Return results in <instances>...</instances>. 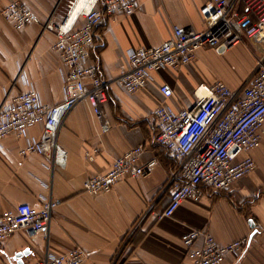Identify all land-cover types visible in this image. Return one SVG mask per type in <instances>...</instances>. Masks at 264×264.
<instances>
[{
  "label": "crops",
  "instance_id": "1",
  "mask_svg": "<svg viewBox=\"0 0 264 264\" xmlns=\"http://www.w3.org/2000/svg\"><path fill=\"white\" fill-rule=\"evenodd\" d=\"M42 21L64 17L69 0H21ZM206 0H139L129 14L103 20L89 63L104 77H116L130 66L128 52L156 46L171 38L174 25L204 29L200 8ZM0 0V104L6 94L37 89L41 100L55 105L64 98L68 68L54 48L56 34L42 23L22 29L7 22ZM83 21V18L79 23ZM264 63V28L221 54L212 47L198 49L196 58L179 68L152 72L147 86L130 93L117 83L109 90L107 111L112 127L101 130L88 102H79L65 117L58 142L68 155L55 159L40 153L21 155L28 141L38 139L43 124L31 125L25 136L7 134L0 141V213L20 203L57 202L49 232L21 229L0 241V264H36L47 247L65 251L80 246L88 252L84 264H193L182 235L191 228L210 230L227 244L248 237L242 251L229 253L220 264H264V126L261 145L252 151L255 169L236 179L225 191L185 199L172 216L158 218L170 200L166 190L173 160L154 139V110L169 83L174 91L166 103L174 110L192 107L209 86L224 81L234 90L251 80ZM144 143L142 160L160 163L147 176L124 177L111 192L84 191V180L109 170L114 156ZM98 148L93 159L86 156Z\"/></svg>",
  "mask_w": 264,
  "mask_h": 264
},
{
  "label": "built area",
  "instance_id": "2",
  "mask_svg": "<svg viewBox=\"0 0 264 264\" xmlns=\"http://www.w3.org/2000/svg\"><path fill=\"white\" fill-rule=\"evenodd\" d=\"M138 2L69 0L63 18L56 20L51 16L42 21L21 0H8L2 9L5 20L16 29L42 23L43 30L54 31V48L68 70L64 98L55 105L44 103L33 86L6 94L0 104V141L11 133L25 136L29 126L41 123V136L22 146L20 154L66 157L68 152L59 144L58 135L65 117L79 102H88L101 130L107 131L112 127L106 106L113 83L136 93L147 86L152 72L186 65L202 47H212L223 54L264 28V0H206L200 8L206 22L204 29L175 24L171 38L156 46L131 48L129 68L116 77H104L97 65L89 63L98 27L107 18L133 12ZM160 90L164 97L154 110V139L174 164L166 186L170 200L156 213L158 218L172 216L185 199L200 200L206 193L227 190L233 181L255 169L252 151L262 143L264 126V63L258 62L243 89L234 90L221 80L214 82L192 107L174 110L166 103L174 94L172 86L163 83ZM145 149L141 143L114 156L107 172L84 180V191L111 192L124 177L151 174L160 160L152 157L143 161ZM97 153L98 148L93 147L86 156L93 159ZM56 205L54 199L45 198L40 205L24 202L4 210L0 213V241L21 229L31 234L49 232ZM248 241L244 237L221 244L210 230L200 228H191L182 235L193 264H220L229 253L242 251ZM87 256L88 252L80 246L65 251L48 246L36 264H84Z\"/></svg>",
  "mask_w": 264,
  "mask_h": 264
},
{
  "label": "water",
  "instance_id": "3",
  "mask_svg": "<svg viewBox=\"0 0 264 264\" xmlns=\"http://www.w3.org/2000/svg\"><path fill=\"white\" fill-rule=\"evenodd\" d=\"M27 252L28 250H23L15 254V257L18 259L19 264H24L23 255L26 254Z\"/></svg>",
  "mask_w": 264,
  "mask_h": 264
},
{
  "label": "bare ground",
  "instance_id": "4",
  "mask_svg": "<svg viewBox=\"0 0 264 264\" xmlns=\"http://www.w3.org/2000/svg\"><path fill=\"white\" fill-rule=\"evenodd\" d=\"M78 11V9H76V12Z\"/></svg>",
  "mask_w": 264,
  "mask_h": 264
},
{
  "label": "rangeland",
  "instance_id": "5",
  "mask_svg": "<svg viewBox=\"0 0 264 264\" xmlns=\"http://www.w3.org/2000/svg\"><path fill=\"white\" fill-rule=\"evenodd\" d=\"M5 19V18H4ZM7 21V20H6Z\"/></svg>",
  "mask_w": 264,
  "mask_h": 264
}]
</instances>
